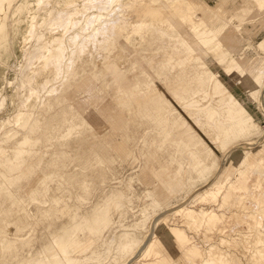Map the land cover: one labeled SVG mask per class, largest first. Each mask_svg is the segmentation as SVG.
I'll return each instance as SVG.
<instances>
[{
	"label": "rangeland",
	"instance_id": "rangeland-1",
	"mask_svg": "<svg viewBox=\"0 0 264 264\" xmlns=\"http://www.w3.org/2000/svg\"><path fill=\"white\" fill-rule=\"evenodd\" d=\"M101 1L0 0V238L5 239H0V264H29L34 259L65 264L68 258L73 264H201L211 247L231 255L230 264H264V0H236L235 7L203 0L211 7L220 3V9L209 14L205 8L188 7L171 25L162 17L152 24L149 17L143 18L149 0H119L107 12L97 6ZM157 3L153 8L164 12L163 4ZM63 13H67L63 25L48 24ZM92 15H109L93 34L95 39L86 27ZM33 33L43 34L47 46L23 70L25 54L36 44ZM47 56L54 57L48 65ZM68 61L75 77L67 79L66 94L74 91L75 100L92 90L102 95L99 104L92 98L96 105L85 98L83 118L75 103L67 116L51 104L55 96L51 91L64 83L58 76L60 67L54 65ZM182 67L201 72L200 86L185 104H179L171 85L159 82ZM125 75L137 85L135 91L122 85ZM157 91L164 93L162 98L145 96ZM128 119L134 127L125 134ZM54 130L57 134L52 135ZM48 132L54 145L45 159ZM109 133L110 138L101 141ZM93 137L100 142L91 141ZM3 148L10 149L8 158L2 157ZM40 156L43 160L37 164ZM101 156L112 159L102 179ZM27 160L39 172L25 185L26 169L21 166ZM62 163L72 182L84 176L97 178L75 189L64 177L52 175L46 184L49 194L33 198L44 176L59 171ZM238 171L244 174L240 187L234 184ZM257 174L260 178L254 183L250 178ZM109 193L113 197H107ZM67 197L71 199L64 201ZM53 198L72 207L75 216L90 213L88 219L98 234L91 235L83 246L86 250L61 253L76 235L86 233L80 223L62 219L53 210L48 214L55 206ZM224 222L230 227L221 232ZM15 240L17 245L12 244Z\"/></svg>",
	"mask_w": 264,
	"mask_h": 264
},
{
	"label": "bare ground",
	"instance_id": "bare-ground-1",
	"mask_svg": "<svg viewBox=\"0 0 264 264\" xmlns=\"http://www.w3.org/2000/svg\"><path fill=\"white\" fill-rule=\"evenodd\" d=\"M68 1V0H67ZM119 0H103V1H101V3L100 4H98L97 6L99 7L100 6V9H101V11H103V12H107L109 9H111L112 7L114 8V6H116V3L118 2ZM135 1V0H134ZM132 2L131 3V5L133 4V3H135V2ZM158 1H160V3L161 4H163L162 5V7H164V12H161L159 9H157V8H153V6H157L158 5ZM172 0H149V2L150 3H148V9H147V12L143 15L144 17L143 18H146V17H149V22L152 24V22H154L155 21V19L156 18H160V17H162L163 18V20L162 19H159V20H162V22L163 23H166V24H169V25H171V24H173V21L175 20V17L176 16H178L179 17V15H181V17H182V15H183V12L188 8V7H192V6H196V7H201V8H205V9H207L208 11H209V14H216V12H217V10H219L220 9V6H221V4H227L226 6L227 7H235V3H236V0H221V4L220 3H216L215 4V6L214 7H211V6H209V5H207V3H205L203 0H201L200 1V3H196V2H194L193 3V0L192 1H190V2H186V1H184V0H175V1H173V2H171ZM78 2V1H77ZM131 2V1H130ZM129 3V2H128ZM127 4V3H126ZM54 5H55V2H54ZM117 5H119L118 3H117ZM12 6H13V4H12ZM97 6H95V7H97ZM6 7V6H5ZM94 7V8H95ZM130 7H132V6H130ZM239 7L240 6H237L236 8H238L239 9ZM7 8V7H6ZM13 8V7H12ZM25 8V7H24ZM23 8V9H24ZM118 8V7H117ZM117 8L115 7V9L117 10ZM236 8H234L235 9V11H236ZM64 9V8H63ZM134 9V8H133ZM132 9V10H133ZM5 11H6V9H4ZM32 10V9H31ZM92 10V9H91ZM116 10H112V12H118L119 13V10L118 11H116ZM127 10V9H126ZM131 9H129V11H130ZM188 10H190V9H188ZM10 11V10H9ZM41 11V10H40ZM95 11V10H94ZM99 11V10H98ZM97 11V12H98ZM129 11H126V12H128L129 13ZM187 11V10H186ZM42 12H44L43 10H42ZM100 12V11H99ZM189 12V11H188ZM15 13H17V12H15ZM23 13V12H22ZM21 13V14H22ZM87 13H89V12H87ZM219 13V12H218ZM50 14V13H49ZM48 14V15H49ZM188 14V13H187ZM113 15V14H112ZM116 15H117V13H116ZM115 15V16H116ZM9 16V15H8ZM109 16V15H108ZM107 16V17H108ZM119 16V15H118ZM0 17H3V15L2 16H0ZM67 17V13H63V14H61V15H59L58 17H56V18H54V19H52L50 22H48V24L51 26V25H55L56 23H60V24H58V25H61L62 23H64V21H65V18ZM106 17V18H107ZM117 17V16H116ZM184 17V16H183ZM22 18V21H23V25L21 26V28L19 29V34L21 35V37H22V40H23V38L25 37V27H26V25H27V21H26V19H25V15L23 16V17H21ZM105 17H103L102 15H92V16H89V17H87V21H86V27H87V29H92L91 30V32H92V34L90 33V30H89V33H90V35H92L93 36V34H97V32L99 31L98 30V27H99V24H101L102 22H103V20L104 19H106ZM115 18V17H114ZM119 18H121V17H119ZM142 18V17H141ZM142 18V20L143 21H145V19H143ZM187 18V17H186ZM37 19V18H36ZM35 19V20H36ZM178 19V18H177ZM176 19V20H177ZM2 20V19H1ZM13 20V19H12ZM175 20V21H176ZM14 21V20H13ZM114 21V20H113ZM32 22V21H31ZM105 22V21H104ZM148 22V23H149ZM148 23L146 22V24H145V27H148ZM35 24V23H34ZM105 24H106V22H105ZM8 25V24H7ZM40 25V24H39ZM63 25V24H62ZM103 25V24H102ZM106 25H108V24H106ZM56 26V25H55ZM103 26H105V25H103ZM174 26V25H173ZM35 27H36V25H35ZM39 27V26H38ZM85 27V28H86ZM107 27V26H106ZM168 27V26H167ZM43 28V27H42ZM41 28V29H42ZM49 28V27H48ZM60 28V27H59ZM62 28V27H61ZM103 28V27H102ZM149 28V27H148ZM36 29V28H35ZM50 29H51V27H50ZM87 29H85V30H87ZM104 30H105V28H103ZM84 30V31H85ZM98 30V31H97ZM112 30V29H111ZM148 30V29H147ZM149 30H152V31H154V32H158V30L157 29H155V28H153V27H151ZM41 31L42 30H40V31H38V32H40L41 33ZM159 31H161L160 29H159ZM163 31H164V29H163ZM83 32V31H82ZM259 32V31H258ZM8 33H9V30H8ZM36 33H37V29H36ZM39 33V35L37 34H35V33H33V36H32V42H35L36 44L35 45H33V46H31L30 48H29V50L26 52V54H25V60H26V64H25V66H23V70H26V68H28L32 63H34V60H35V57H36V55L38 54V53H40L46 46H47V43H44V40H45V38H44V35L43 34H40ZM88 33V32H87ZM106 33H108V32H106ZM158 33H160V32H158ZM109 34V33H108ZM75 36H77V35H75ZM224 36V35H223ZM9 37V36H8ZM7 37V39H9ZM94 37V36H93ZM220 38V37H219ZM94 39H95V37H94ZM12 40V39H11ZM13 41V40H12ZM74 41H76V40H74ZM79 41V40H78ZM77 41V42H78ZM86 41V40H85ZM101 41V40H100ZM71 42H73V41H71ZM220 42V41H219ZM13 43V42H12ZM23 43V42H22ZM109 43V42H108ZM33 44V43H32ZM74 44H76V43H74ZM79 44V43H78ZM110 44V43H109ZM13 45H15L14 47H16V44H13ZM80 45H82V44H80ZM80 45H78V46H80ZM8 46V45H7ZM22 46V45H21ZM61 47V46H60ZM69 47V46H68ZM74 47H76V45H74ZM106 48H108V47H106ZM11 49V48H10ZM19 49V48H18ZM70 49H72V46H71V48ZM76 49V48H75ZM74 49V50H75ZM69 50V49H68ZM73 50V51H74ZM69 51H71V50H69ZM76 52H77V50H75ZM8 52V51H7ZM6 52V53H7ZM69 54V53H68ZM71 54V53H70ZM18 55V54H17ZM42 57H45L46 56V54H42L41 55ZM70 56V58H73V55L71 54V55H69ZM66 58V57H65ZM24 59V58H23ZM52 59L54 60V57H50V56H47L46 57V60H45V62H46V64L48 65L51 61H52ZM43 61V60H42ZM174 64V63H173ZM11 65V64H10ZM24 65V64H23ZM70 63H69V61L66 63V64H63L62 65V63H60V64H57V65H54L55 66V69H56V67H60V70H59V74H58V76L59 75H62V77L64 78V83L62 82V83H57V84H61V85H59L54 91H51V92H54L55 93V96L52 98V100L54 101V102H51V104L55 107V109H57V110H64V112H63V116H67V115H69L70 113H71V111H72V108H70L69 106L70 105H73V103H75V107H76V111H77V113H78V115H80V118H83L82 117V114L80 113L81 111V108L82 107H84V104L86 103V106L88 105L87 103L89 102V100L91 101V102H89V103H93V99H96L97 101H98V99H100V97H102V95H100V94H96V93H98L99 91L98 90H92L93 92H91V93H88V94H86L84 97L82 96H78V97H81V99H77V100H75V98H77L76 96H75V94H74V91H72L73 92V94H71L70 95V93H72V92H69V95L68 94H66V91L67 90H69V88L67 87L68 85L66 84V82L68 81L67 79H73L74 77H75V75L73 74V72L74 71H71V70H69V67H70ZM139 64H137V68H139V66H138ZM141 66V65H140ZM20 67V66H19ZM19 67L17 68L18 70H20V71H23V70H21V69H19ZM135 67H136V65H135ZM52 68H54V67H52ZM142 70L143 69H145V67L143 66V68L142 67H140ZM139 68V69H140ZM171 68V67H170ZM72 69V68H71ZM136 68H134V71H136L135 70ZM14 70V69H13ZM69 70V71H68ZM73 70V69H72ZM138 70V69H137ZM227 70V69H226ZM50 71V70H49ZM140 71V70H139ZM163 71V70H162ZM24 72V71H23ZM22 72V73H23ZM141 72V71H140ZM139 72V73H140ZM164 72V71H163ZM169 72V71H168ZM16 73V72H15ZM130 74H129V76L130 75H132L131 73V71L129 72ZM166 73V72H165ZM173 73V72H172ZM169 74V73H167V74H165V76H162V77H160V79H159V82H161V83H163L164 84V82H166L167 83V85L169 84V85H171V91L173 90V94H174V97L176 98V99H178L179 100V104L181 103V104H185L186 102H188L189 101V98H190V95H192L193 94V92H197L196 91V89H195V87H198V86H200V83L198 82V77H199V75H200V71L198 70V71H193V70H190L189 68H185V67H182L180 70H178V71H176V72H174L173 74ZM49 74H50V72H49ZM135 74V73H134ZM139 75V74H138ZM163 75V74H162ZM126 76V75H125ZM137 76V75H136ZM8 77V76H7ZM20 77H21V74H20ZM49 77V76H48ZM127 77L128 76H126V79H124V82H123V86L127 89H131V90H133V91H135L136 89H137V85L135 84L134 85V83H132V80H130L129 81V79H130V77L128 78V80H127ZM134 78V77H133ZM135 79V78H134ZM137 79V78H136ZM16 80V79H15ZM123 80V79H122ZM121 80V81H122ZM58 81V80H57ZM120 81V82H121ZM15 82V81H14ZM18 82V81H17ZM10 83V82H9ZM28 83V82H27ZM42 83V82H41ZM52 83H54V82H52ZM55 83H56V81H55ZM74 83V82H73ZM12 84H13V82H12ZM57 84H56V86H57ZM220 84V83H219ZM74 85H76L75 83H74ZM121 85V84H120ZM165 85V84H164ZM55 86V87H56ZM159 86V85H158ZM166 86V85H165ZM51 87H52V85H51ZM54 87V88H55ZM73 87V86H72ZM173 87V88H172ZM194 87V88H193ZM68 88V89H67ZM96 88H97V86H96ZM96 88H94V89H96ZM168 88H169V86H168ZM51 89V88H50ZM72 88H70V90H71ZM155 89V88H154ZM153 89V90H154ZM156 89H158V87L156 88ZM161 89V87H159V90ZM170 89V88H169ZM72 90H75V88L74 89H72ZM164 90H165V88H164ZM167 90V89H166ZM165 90V91H166ZM101 91V90H100ZM168 91V90H167ZM166 91V92H167ZM68 92V91H67ZM154 92V91H153ZM149 93V92H147L146 94H145V96H150L151 94H154V98L156 97L157 99H160V98H162L161 96L164 94V93H162L161 91H157V92H155V93ZM167 93H169V92H167ZM199 93H201L200 91H199ZM96 94V95H95ZM170 94H171V92H170ZM73 97L72 99H74V100H70L69 99V97ZM94 95H95V97H94ZM67 96V97H66ZM204 96V95H203ZM153 97V96H152ZM170 97H171V95H170ZM88 99V102H87V100L86 99ZM93 98V99H92ZM105 98V97H104ZM145 98V97H144ZM143 98V99H144ZM168 98V97H167ZM83 99H85L84 100V102H82V100ZM147 99V98H146ZM148 99H150V97L148 98ZM147 99V100H148ZM152 99V98H151ZM49 101V100H48ZM86 101V102H85ZM95 101V100H94ZM103 101V100H102ZM143 103H144V101L143 100H141ZM98 104H99V101L97 102ZM111 103V102H110ZM142 103V104H143ZM146 103V102H145ZM155 103V102H154ZM77 104L78 105H80V107L79 106H77ZM91 104H89V105H91ZM93 104H95V103H93ZM148 104H149V102H148ZM96 105V104H95ZM151 105V104H150ZM140 106V105H139ZM143 106H145L144 104H143ZM153 106V105H152ZM156 107V106H155ZM223 107V106H222ZM137 109V111H138V108H136ZM174 109H176V107L174 108ZM141 110V109H140ZM159 110V109H158ZM171 110H173V109H170V110H167L166 111V113H165V117L167 116V114L171 111ZM132 112H134V111H132ZM40 112H36V114H39ZM60 113H62V112H60ZM157 113V112H156ZM159 113V112H158ZM188 113V112H187ZM191 113V112H190ZM41 114V113H40ZM65 114V115H64ZM42 115H43V113H42ZM135 117V116H134ZM171 118H173V116L171 117ZM184 118H185V116H184ZM190 118V117H189ZM131 119V118H130ZM130 119H128V121H129V125H127L126 127H124V129H123V132L122 133H125L126 131H129L130 130V128H131V130H132V128L134 127V125L132 124V120H130ZM121 120H126V118H121ZM197 120V119H196ZM199 120V119H198ZM111 121H114L112 118H111ZM116 122V121H115ZM136 124V123H135ZM187 126V125H186ZM186 126H185V128H186ZM113 127V126H112ZM112 127H110V128H112ZM117 127H118V129H119V127H120V124H118L117 125ZM121 127H122V125H121ZM180 127V126H179ZM87 129H89L88 127H86ZM187 128H188V126H187ZM57 129H58V127H57ZM112 130V129H111ZM114 130V129H113ZM119 130H121V129H119ZM60 131V129L58 130V132ZM114 131H116V130H114ZM118 131V130H117ZM138 131V130H137ZM53 132V131H52ZM178 132V131H177ZM181 132H183V130L181 131ZM121 133V134H122ZM50 134L51 133H47V140H46V138L44 139V141L46 142V146H47V148L49 149L48 150V152L45 154L44 153V158L46 159V157L48 156V154H49V151H50V149H52L53 148V145H54V142H51L49 139H50ZM55 134H57V130H56V132H55V130H54V133L52 134V135H55ZM126 134V133H125ZM195 134V133H194ZM112 134H107V135H105V137L103 136V138L101 139V141H106L107 140V138L109 139L110 138V136H111ZM116 136H118V135H116ZM178 136V135H177ZM44 137V136H43ZM123 137V136H122ZM186 137V136H185ZM185 137H184V139H185ZM192 137L193 138H196L194 135H192ZM178 138H180V137H178ZM188 138V137H187ZM98 138H91V141H95V142H100V140L98 139ZM177 139V138H176ZM183 139V140H184ZM215 139H218L216 136H215ZM180 141H181V138L179 139ZM200 140H201V138H200ZM173 141V140H172ZM175 141V140H174ZM197 141V140H196ZM117 142V141H116ZM125 142V141H124ZM147 142V141H146ZM150 142V141H149ZM170 142V141H169ZM176 142V141H175ZM183 142V141H182ZM198 142H199V140H198ZM203 142V141H202ZM104 143V142H103ZM102 143V144H103ZM114 143V142H113ZM118 143H120V142H118ZM148 143V142H147ZM116 144V143H115ZM114 144V145H115ZM168 144V143H167ZM113 145V146H114ZM117 145V144H116ZM147 145V144H146ZM161 145H162V143H161ZM106 146H107V144H106ZM122 146V145H121ZM159 146V145H158ZM57 147V146H56ZM117 147H119V146H117ZM199 147V146H198ZM146 148V147H145ZM5 151L2 153V157H5V158H8L9 157V148H3ZM90 149L92 150V147H90ZM150 149V148H149ZM126 150V149H125ZM124 150V151H125ZM145 150V149H144ZM122 151V150H121ZM136 151V150H135ZM8 152V153H7ZM100 152V151H99ZM138 152V151H137ZM160 152V151H159ZM158 153V152H157ZM145 154V153H144ZM28 156H30V153L28 154ZM163 156V155H162ZM144 159V158H143ZM41 160H43V156H40V157H38L37 159H36V162H37V164L41 161ZM55 161V160H54ZM91 161L92 160H90V158L88 157L87 158V163L89 164V163H91ZM100 163H102V164H104L105 165V168H103V170L101 171V175L99 176L100 177V179H102L105 175V170L104 169H108L109 170V166L112 164V159H108V160H105L104 159V157L103 156H101V158H100ZM56 162V161H55ZM165 163H166V161H165ZM29 164H30V162H29V160H27L24 164H22V166H21V168L23 169H26V179H27V182L25 183V185H27L33 178H34V176L36 175V171L37 172H39L38 171V167H36L35 166V163H33L34 164V166H29ZM58 164V163H57ZM146 164V163H145ZM167 164H168V162H167ZM62 165H63V167L59 170V171H57L56 169H57V166H56V168H54L55 167V165H54V169L56 170H54L55 172L54 173H51L50 175H48V174H46V176H44L45 178H44V181L43 182H41L35 189H34V191L32 192V197L33 198H40L41 197V195L42 194H46V195H48L49 194V190L50 189H47L46 188V184L50 181V178H51V176L52 175H56V174H58V176H60V177H64L65 178V184L66 185H72V186H74V188L75 189H81L82 187H84L85 185H87L88 184V179L89 180H94V179H96L97 177L96 176H84V178L81 180V181H79V182H72V180L74 179L73 178V176H66V174H65V169L67 168V164L65 163V164H63L62 163ZM128 165V164H127ZM91 166V165H90ZM98 166V165H97ZM169 166V165H168ZM171 166V165H170ZM87 166H83V168H81V169H84V168H86ZM93 167V166H92ZM145 167H146V165H145ZM148 167V166H147ZM151 167V166H150ZM20 168V169H21ZM182 169V168H181ZM46 170V169H45ZM51 170V169H50ZM92 170V169H91ZM24 171V170H23ZM149 171V170H148ZM47 172H49V171H47ZM151 172H152V170H151ZM175 172V171H174ZM150 173V172H149ZM158 173V172H157ZM165 173V172H164ZM169 173H171V172H169ZM254 174V173H253ZM252 174V175H253ZM153 175V174H152ZM157 175V174H156ZM163 175V174H162ZM161 175V176H162ZM244 174H242V173H240V171H238L237 172V174H236V179L234 180V184L236 185V187H240L241 186V179H242V176H243ZM155 176V175H154ZM83 177V176H82ZM157 177V176H156ZM254 179V183H256V181L258 180L257 178H260L259 176H258V174L257 175H254L253 177H251L250 179ZM156 179V178H155ZM159 179V178H158ZM158 182L157 183H159V180H157ZM251 181V180H250ZM249 181V182H250ZM253 182H251V184L253 183ZM258 182V181H257ZM49 184V183H48ZM24 185V186H25ZM160 185V184H159ZM248 185V184H247ZM253 185V184H252ZM49 186V185H48ZM245 185H243V187H244ZM249 186H250V183H249ZM248 187V186H247ZM49 188V187H48ZM133 188V187H132ZM164 188V187H163ZM173 188V187H172ZM242 189V188H241ZM135 190V189H134ZM51 191V190H50ZM111 191V190H110ZM130 192V191H129ZM233 193H235V192H233ZM108 195H111L112 196V194H107V197H109ZM110 196V197H111ZM234 196V195H233ZM237 196V195H236ZM113 197V196H112ZM130 198L132 197V196H129ZM32 198V199H33ZM238 198V197H237ZM71 198L70 197H67L66 198V200H64V201H68V200H70ZM110 199V198H109ZM231 199H233V198H231ZM38 200V199H37ZM36 200V201H37ZM237 199L235 198V201H236ZM13 201V200H12ZM19 201H20V199H19ZM64 201L63 200H61L60 198H53V200H52V203H54L53 205H55L53 208H49L47 211H48V214H50L51 212H52V210L53 211H56L57 212V214L60 216V217H62V219H65V220H72V222L73 223H80L81 224V230H85V236L84 235H81V234H79V235H76L71 241H69V244L67 245V246H65L64 248H63V251L61 252V253H65L66 254V252H67V249H70L71 250V248H75V249H77V248H80L81 247V250L83 249V248H85L84 250H86V247H83V246H86V244L88 243L87 241L89 240V238H92V236L91 235H96V233H97V228L94 226V223H92V221H90L89 219H88V215L90 214L88 211L86 212V213H83V214H81V215H79V216H75L73 213H72V211H71V209H72V207H68V205H65V203H64ZM105 200H103V202H104ZM108 200H106V202H107ZM239 201V200H238ZM263 201H264V199H263ZM232 202V201H231ZM241 202V201H240ZM250 202V201H249ZM21 203H24V202H22L21 201ZM236 204H238V203H236ZM247 204H248V201H247ZM249 204H251V202L249 203ZM253 204V203H252ZM233 205V204H232ZM221 206V205H220ZM230 206V205H229ZM244 206V205H243ZM249 206V205H248ZM247 206V207H248ZM15 207V206H14ZM105 207V206H104ZM240 207V206H239ZM254 207H257V206H255L254 205ZM223 208V207H222ZM221 208V209H222ZM225 208V207H224ZM241 208V207H240ZM249 208V207H248ZM251 208V207H250ZM105 209V208H104ZM111 209V208H110ZM242 209V208H241ZM246 209V208H245ZM253 209V208H252ZM256 209V208H255ZM254 209V210H255ZM219 210V209H218ZM224 210V209H223ZM222 210V211H223ZM248 210V209H247ZM250 211H253V210H251V209H249ZM248 210V211H249ZM24 211V210H23ZM41 211V210H40ZM108 211V210H107ZM221 211V210H220ZM72 214H71V213ZM106 212V211H105ZM96 213V212H95ZM218 213H220V212H218ZM10 214V213H9ZM107 214V213H106ZM106 214H104V215H106ZM222 214V213H221ZM231 214V213H230ZM39 215V214H38ZM37 215V216H38ZM235 215H237V214H235ZM250 215V214H249ZM248 215V216H249ZM5 216V215H4ZM29 216V215H28ZM85 216V217H84ZM219 216V215H218ZM222 216V215H221ZM231 216V215H230ZM245 216L246 215H244V217L243 218H245ZM107 217H109V216H107ZM227 217V216H226ZM234 216L232 215V217L231 218H233ZM237 217V216H236ZM242 217V216H241ZM25 218H27V216L25 217ZM24 218V219H25ZM30 220H31V218L30 217H28ZM106 218V217H105ZM228 218V217H227ZM19 219V218H18ZM28 219V220H29ZM252 219V218H251ZM33 220V219H32ZM31 220V221H32ZM227 220V219H226ZM225 220V221H226ZM230 220V219H229ZM244 220H246V219H244ZM249 220V218L247 219V221ZM253 220V219H252ZM256 220V219H255ZM261 220V219H260ZM263 220H264V218H263ZM263 220H261V222H263ZM26 221V220H25ZM224 221V220H223ZM250 221V220H249ZM35 222H37V221H35ZM220 222H222V221H220ZM252 223H254L253 221H251ZM14 223V222H13ZM30 223V222H29ZM33 224H34V222H32ZM17 225H18V223H17ZM30 225H31V223H30ZM220 225V224H219ZM16 226V225H15ZM22 226V225H21ZM223 226V227H222ZM221 227H222V231L221 232H223V230H225V229H227V228H229L230 227V225L229 224H227V222H224L223 223V225H222ZM8 227H10V226H8ZM220 227V228H221ZM14 228V227H13ZM12 228V229H13ZM23 228V227H22ZM26 228V227H25ZM5 229V228H4ZM9 229V228H8ZM20 229V228H19ZM24 229V228H23ZM216 229V228H215ZM7 231V230H6ZM10 231V230H9ZM216 231V230H215ZM22 232V231H21ZM226 232V231H225ZM212 233H213V230H212ZM98 234V233H97ZM208 234V233H207ZM219 233H217V235H218ZM18 235V234H17ZM220 236H221V234H220ZM5 238V237H4ZM34 238V237H33ZM40 238V237H39ZM215 238V237H214ZM0 239H2V240H5V239H3V237L2 238H0ZM9 239L10 238H8V243L10 242L9 241ZM12 239V238H11ZM25 239V238H24ZM27 239H30V237L29 238H27ZM26 239V240H27ZM7 240V239H6ZM21 240V239H20ZM25 240V241H26ZM91 240V239H90ZM57 241V240H56ZM15 242H16V240H15ZM15 242H13L12 241V244L14 243V244H16L17 245V242L15 243ZM60 242V241H59ZM22 243V242H21ZM90 243H92V240H91V242ZM89 243V244H90ZM222 244H223V242H221ZM201 244V243H200ZM199 244V245H200ZM205 244V243H204ZM204 244H202L203 246H204ZM15 245V246H16ZM91 245V244H90ZM206 245V244H205ZM198 246V245H197ZM207 246V245H206ZM200 247V246H199ZM15 248V247H14ZM88 248H89V246H88ZM204 248V247H203ZM207 249V248H206ZM16 250V249H15ZM40 250V249H39ZM83 251V250H82ZM12 252V251H11ZM24 252V251H23ZM76 252V251H75ZM59 253V252H58ZM71 254V253H70ZM74 254V253H73ZM201 254H203V252L201 253ZM41 256V255H40ZM43 258V257H42ZM57 259V258H56ZM233 261V259H232V256L231 255H229V254H227V255H224L221 251H217V250H215V248L214 247H211L210 248V250L207 252V259L206 260H204L201 264H230L231 262ZM198 262V261H197ZM42 263V261L40 260V259H34V260H32V261H30V263L29 264H41ZM74 263V259H71V258H68L66 261H65V264H73ZM198 264H200V262L198 263Z\"/></svg>",
	"mask_w": 264,
	"mask_h": 264
}]
</instances>
